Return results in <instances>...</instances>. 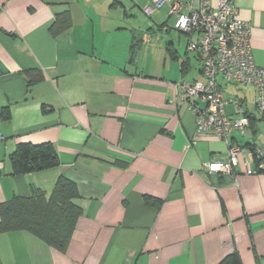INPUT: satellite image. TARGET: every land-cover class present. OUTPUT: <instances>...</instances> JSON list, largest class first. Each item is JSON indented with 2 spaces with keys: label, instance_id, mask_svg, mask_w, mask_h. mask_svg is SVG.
I'll use <instances>...</instances> for the list:
<instances>
[{
  "label": "crops",
  "instance_id": "obj_1",
  "mask_svg": "<svg viewBox=\"0 0 264 264\" xmlns=\"http://www.w3.org/2000/svg\"><path fill=\"white\" fill-rule=\"evenodd\" d=\"M153 1L0 0V203L35 189L49 195L63 175L82 210L65 252L27 231L2 233L0 264H218L233 252L241 264H264V174L245 146L264 153L255 89L219 84L243 111L229 104L225 115L248 124L230 134L240 147L235 176L210 173L204 164L222 165L228 147L195 137L176 90L204 81L200 62L193 71L188 41L180 52L171 38L182 33L170 2L143 13ZM232 2L264 68V0ZM21 143H50L58 165L12 175ZM145 195L160 206H145Z\"/></svg>",
  "mask_w": 264,
  "mask_h": 264
},
{
  "label": "built area",
  "instance_id": "obj_2",
  "mask_svg": "<svg viewBox=\"0 0 264 264\" xmlns=\"http://www.w3.org/2000/svg\"><path fill=\"white\" fill-rule=\"evenodd\" d=\"M165 2L172 4L170 14L176 18L174 29L190 37L196 36V41H189L187 51L198 55L204 80L179 81L176 84L178 98L194 113L196 138L215 136L224 140L228 147L222 165L215 167L211 162L204 164V168L210 173L234 177L233 167L240 149L230 143V134L232 129L243 133L248 121L225 115V107L229 104L234 106L236 114L242 110L237 101L224 98L218 89L217 77L227 83L254 87L257 109L264 114V68L253 63L251 28L237 17L232 0H217L215 7L209 0H154L143 13L150 15ZM193 99H199L204 107H194Z\"/></svg>",
  "mask_w": 264,
  "mask_h": 264
},
{
  "label": "trees",
  "instance_id": "obj_3",
  "mask_svg": "<svg viewBox=\"0 0 264 264\" xmlns=\"http://www.w3.org/2000/svg\"><path fill=\"white\" fill-rule=\"evenodd\" d=\"M67 27L68 15L64 14L61 16L59 29L65 30ZM174 30L181 33L176 29ZM188 37L189 43L192 37ZM195 56L200 62L198 55L195 54ZM185 64V62H182L181 68L184 69ZM217 83L218 86L220 83L233 86H250L227 83L222 81L219 77H217ZM218 89L221 91L219 87ZM223 93L224 92H222V94ZM223 96L226 98L224 94ZM231 100L237 101L239 103V108L242 110L239 100ZM254 104L257 109L256 95ZM1 118L5 121L8 120V110H2ZM246 127L244 128L243 133H245ZM230 143L240 149V147L233 143V141ZM245 146L249 148L248 151L252 156L255 172L258 174H264V153L259 152L254 145H249L247 143ZM10 162L12 175L27 174L45 170L55 167L59 163L55 149L50 143L40 145L26 143L18 144L10 155ZM78 197L79 194L76 184L63 175H60L57 178L49 195H46L41 190L35 189L32 194L27 197L14 196L11 200L0 203V234L27 231L39 240L43 241L50 248L63 253L66 251L71 241L76 224L82 214L81 208L74 202V200ZM143 202L145 206L155 208H158L161 204L160 200L147 195L143 196ZM218 264H241V262L238 254L233 252L227 255Z\"/></svg>",
  "mask_w": 264,
  "mask_h": 264
},
{
  "label": "rangeland",
  "instance_id": "obj_4",
  "mask_svg": "<svg viewBox=\"0 0 264 264\" xmlns=\"http://www.w3.org/2000/svg\"><path fill=\"white\" fill-rule=\"evenodd\" d=\"M171 38H173V40H174V42H175V44L176 45H180V52H182V50H183V48H184V45H185V43L189 40V37L188 36H186L185 34H177V33H173L172 34V37ZM178 38H179V42H178ZM191 40L192 41H196V36L194 35V36H192V38H191ZM183 47V48H182ZM193 55V54H192ZM192 58V60L194 61H192L191 62V64H192V69H193V71H194V68H198L199 67V62H198V60L196 59V56L194 55V56H192V57H190V59Z\"/></svg>",
  "mask_w": 264,
  "mask_h": 264
}]
</instances>
